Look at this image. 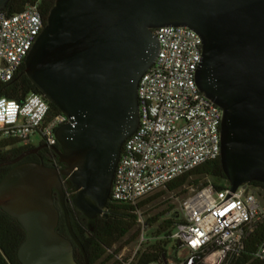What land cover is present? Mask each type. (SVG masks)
<instances>
[{
	"label": "water",
	"instance_id": "obj_1",
	"mask_svg": "<svg viewBox=\"0 0 264 264\" xmlns=\"http://www.w3.org/2000/svg\"><path fill=\"white\" fill-rule=\"evenodd\" d=\"M10 0H0V12ZM186 27L202 40L200 92L222 111L221 165L230 190L264 184V0H56L25 59L31 83L69 122L52 148L63 169L0 164V208L26 233L21 264H89L66 205L62 177L87 219L104 215L124 143L140 124L138 87L153 67L156 30ZM57 195L59 207L56 205ZM63 213L69 238L57 231Z\"/></svg>",
	"mask_w": 264,
	"mask_h": 264
},
{
	"label": "built area",
	"instance_id": "obj_2",
	"mask_svg": "<svg viewBox=\"0 0 264 264\" xmlns=\"http://www.w3.org/2000/svg\"><path fill=\"white\" fill-rule=\"evenodd\" d=\"M45 23L38 5L8 15L0 12V83L10 82L42 32ZM160 50L155 64L138 87L140 124L123 145L111 191V200L135 209L140 236L132 256L124 264H136L140 254L155 240L149 235L140 203L164 190L174 179L221 155L222 111L198 89L196 72L202 60V40L186 27L156 30ZM62 114L50 116V105L40 94L22 102L0 98V144L8 140L33 146L39 136L50 150L58 146L56 130L67 124ZM228 183L191 188L179 207L165 220L175 223L169 244L159 260L147 264H231L245 248L247 237L264 222V200L249 184L235 192ZM187 249L185 261L167 256V247ZM116 250V247H114ZM256 258L264 262V240Z\"/></svg>",
	"mask_w": 264,
	"mask_h": 264
},
{
	"label": "trees",
	"instance_id": "obj_3",
	"mask_svg": "<svg viewBox=\"0 0 264 264\" xmlns=\"http://www.w3.org/2000/svg\"><path fill=\"white\" fill-rule=\"evenodd\" d=\"M55 2L56 0H10L4 12L8 15H14L23 12L28 6L38 5L44 23H46ZM32 93L40 94L27 77L24 63L10 82L0 83V98L22 102L25 97ZM49 105L50 116L60 114V111L56 107L51 104ZM33 148L31 145L25 146L21 141L15 139L1 143L0 164L10 162L22 153ZM54 148H59V145ZM27 162L43 163L47 167L61 169L65 167L64 164L59 162L55 152L50 149L43 154L30 155L18 164ZM16 165L0 167V182ZM203 177H210L214 180L210 183H204L203 186L212 185L216 189H222L224 183H228L222 169L221 160L218 158L217 160L204 163L194 170L174 179L164 190L156 192L143 200L138 208H144L166 194L182 189L190 180H192V187L198 186ZM61 179L66 194V205L71 225L83 245L89 264H124L126 259L118 260L117 256L124 247L136 242L140 236V229L137 227V216L132 214L135 209L110 200L105 208L104 215L97 217L95 220H89L72 204V200L76 194L72 184L67 178L62 177ZM249 185L264 191V184L262 183L253 182ZM185 193L186 191L182 194ZM55 201L59 207L57 195H55ZM173 208L171 206V209ZM164 214V212L159 213L147 220L150 227L158 223L153 236L155 238L164 237V240H155L152 242L140 254L136 264H147L159 260L165 254V247L169 244L170 229L175 222L173 220L161 221ZM57 231L64 237L69 238L61 210ZM25 238L26 233L18 221L0 208V264H21L18 258V250ZM263 240L264 222L259 224L255 231L247 237L244 251L231 264H264L263 261L256 258L257 249ZM114 247H116V250H114ZM75 260L78 264H85L83 253L76 246Z\"/></svg>",
	"mask_w": 264,
	"mask_h": 264
},
{
	"label": "rangeland",
	"instance_id": "obj_4",
	"mask_svg": "<svg viewBox=\"0 0 264 264\" xmlns=\"http://www.w3.org/2000/svg\"><path fill=\"white\" fill-rule=\"evenodd\" d=\"M32 140H33V147H35V148L41 144V139L39 136L33 137ZM194 179H197V178H194ZM191 181L192 180H190V182L185 187H183L182 189L177 190V191L172 192V193H168L165 196H163L162 198L148 204L147 207L142 209L146 221L148 219H150L151 217H153L159 213H162V212H164L165 214L161 218V221L165 220L168 211L171 209V206L174 208L179 207V204L182 202V200L186 196V193L191 188L203 186L204 183H210V182H213L214 180L210 177H203V178H201L198 186H194V187L191 186L192 185ZM227 184L224 183V185H227ZM184 191H186V193L182 194V193H184ZM257 192L260 194V196L264 200V191L262 189L258 188ZM157 226H158V223L156 225H153L152 227H150L148 234L153 236L154 235L153 233L156 231ZM134 244H135V242L133 244L129 245L128 248L121 253V255L123 257H126V258L131 257L132 252H133V248H134ZM189 255H190V253L187 249L175 250L173 245H170L167 247V256L169 258H177L179 261H185L188 259Z\"/></svg>",
	"mask_w": 264,
	"mask_h": 264
},
{
	"label": "flooded vegetation",
	"instance_id": "obj_5",
	"mask_svg": "<svg viewBox=\"0 0 264 264\" xmlns=\"http://www.w3.org/2000/svg\"><path fill=\"white\" fill-rule=\"evenodd\" d=\"M43 145V149L41 151H39L37 154H43L45 153L47 150H49V148L45 145V144H40ZM35 148V147H34ZM36 155V154H35ZM61 169V168H60ZM63 169V168H62Z\"/></svg>",
	"mask_w": 264,
	"mask_h": 264
}]
</instances>
